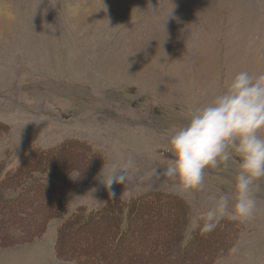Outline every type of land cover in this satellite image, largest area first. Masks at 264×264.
<instances>
[{
    "label": "rangeland",
    "instance_id": "obj_1",
    "mask_svg": "<svg viewBox=\"0 0 264 264\" xmlns=\"http://www.w3.org/2000/svg\"><path fill=\"white\" fill-rule=\"evenodd\" d=\"M241 70L264 73V0H0V122L10 127L0 137V161L14 166L32 147L70 138L106 156L63 196V216L32 243L0 249V264H75L56 257L58 225L79 207L143 193L182 198L187 232L194 230L215 199H231L237 164L206 169L202 189L181 190L160 175L170 158L167 140L190 108ZM113 166L126 183L109 190L100 179ZM235 221L238 241L213 264H264V191L253 217ZM83 236L102 241L79 232L70 245ZM141 246L131 240L116 247L108 262L141 253Z\"/></svg>",
    "mask_w": 264,
    "mask_h": 264
},
{
    "label": "trees",
    "instance_id": "obj_2",
    "mask_svg": "<svg viewBox=\"0 0 264 264\" xmlns=\"http://www.w3.org/2000/svg\"><path fill=\"white\" fill-rule=\"evenodd\" d=\"M9 131L0 122V137ZM105 164L102 151L73 138L47 148L32 147L14 166L0 161V249L39 239L50 221L63 216V196ZM189 221L187 203L163 192L143 193L93 209L79 207L58 225L54 252L64 262L112 264L108 254L132 240L142 245L141 253L113 264H213L226 258L238 241L241 227L235 220L223 218L207 234L200 231L201 220L188 233ZM79 232L101 235L102 241L92 244L83 236L73 248L70 240ZM208 239L210 243L204 245Z\"/></svg>",
    "mask_w": 264,
    "mask_h": 264
},
{
    "label": "clouds",
    "instance_id": "obj_3",
    "mask_svg": "<svg viewBox=\"0 0 264 264\" xmlns=\"http://www.w3.org/2000/svg\"><path fill=\"white\" fill-rule=\"evenodd\" d=\"M166 150L170 158L160 175L185 191L203 188L206 169L233 160L237 164L231 199L223 193L201 213V233L212 232L226 215L233 220L253 217L257 194L264 191L259 183L264 180V73L241 70L208 102L190 108L185 122L168 137ZM100 180L111 190L113 184L125 185L126 176L113 166Z\"/></svg>",
    "mask_w": 264,
    "mask_h": 264
},
{
    "label": "crops",
    "instance_id": "obj_4",
    "mask_svg": "<svg viewBox=\"0 0 264 264\" xmlns=\"http://www.w3.org/2000/svg\"><path fill=\"white\" fill-rule=\"evenodd\" d=\"M202 41H200V44H201ZM200 47V46H199Z\"/></svg>",
    "mask_w": 264,
    "mask_h": 264
}]
</instances>
